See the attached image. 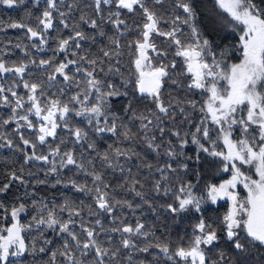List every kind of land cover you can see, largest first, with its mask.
<instances>
[{
    "label": "snow or ice",
    "instance_id": "6c2138e0",
    "mask_svg": "<svg viewBox=\"0 0 264 264\" xmlns=\"http://www.w3.org/2000/svg\"><path fill=\"white\" fill-rule=\"evenodd\" d=\"M33 2L38 5L40 0ZM167 2L91 0L88 6L97 18L86 19L81 15L80 21L96 30L95 35H86L79 26L69 24L65 19L67 13L60 9L64 0H45L46 8L35 18V27L23 20L9 21L8 28L25 29L27 38L37 41L32 47L38 52L45 51L44 46L49 45L48 33L57 30L54 12L59 15V24L72 31L56 42L55 51L63 54L62 58L54 54L38 63L29 59L16 64L0 57V109H6L0 112V149L21 153L24 164L38 162L45 177L56 178L53 187L62 185L87 193L95 204L94 209L88 206L89 214L96 216L95 223L100 228H103L101 214L111 216L118 209L134 205L117 199V188L105 182L104 174L96 170V162L126 173L119 185L120 192L132 193L151 209L144 181L131 176V169L125 170L122 165V161L139 160L148 170L145 180L147 176L153 177V192L172 198L166 205L169 213L198 215L191 235L176 242L159 237L153 240L155 233L144 223L121 220L118 227L110 229L121 234V247H105L98 239L96 228L81 223L83 235L77 234L76 218L81 217L83 208L71 201L51 208L48 203L39 202V211L29 223L21 221V214L27 211L24 203L0 202V264H37L39 254H48L46 264H159V256L172 264H229L223 252L216 254L215 259L210 253L222 235L243 253L246 249L241 242L242 233L252 246L264 247V0H215L227 17L225 26L236 40L223 47L214 46L199 30L192 0H170L165 7ZM26 3L27 0H0V6L9 9ZM78 7L83 5L73 3L69 11ZM125 13L138 15L140 19L130 26L122 18ZM25 15L31 18L32 14ZM104 24L111 25L115 34L108 35ZM133 31L137 38L127 44L118 38L126 39ZM154 37L162 38V45ZM97 38L108 44L100 50V56L76 51L82 49L81 42L95 43ZM16 47H23L25 55H29L27 45ZM125 48L133 57L127 77L120 63ZM33 65L43 69V79L26 78ZM9 74L19 82L13 79L5 83ZM117 76L122 77L123 88L127 89L131 83L133 89L121 91L112 82ZM169 83L186 89V94H199L201 99L166 101L162 93L167 91L165 85ZM21 88L23 93L19 91ZM129 91L133 96L139 94L149 99L152 109L147 114L137 113L129 99L117 113L113 99L128 97ZM124 116L131 117L132 127L125 123ZM106 135L117 143L101 151L96 138ZM141 145L156 158L163 159L156 166L149 163L137 151ZM190 145L196 146L194 156L185 151ZM200 153L217 158L219 171L229 174L219 184H206L204 195L195 191L200 183L199 173H195V183L182 178L189 174L188 162H198ZM65 170L79 174L84 181L65 180L62 176ZM26 175L34 173L25 174L23 167L0 173V194H7L14 182L27 184ZM36 183L49 181L37 179ZM241 187L246 192L244 196L240 194ZM224 199L230 201L228 211L218 222L206 221L202 205ZM65 212L67 219L61 215ZM46 230L61 235L60 248L53 251L46 247L53 245L44 235ZM133 253L153 258L134 260ZM29 257H32L30 261Z\"/></svg>",
    "mask_w": 264,
    "mask_h": 264
},
{
    "label": "trees",
    "instance_id": "16d2710c",
    "mask_svg": "<svg viewBox=\"0 0 264 264\" xmlns=\"http://www.w3.org/2000/svg\"><path fill=\"white\" fill-rule=\"evenodd\" d=\"M76 3L78 5H83V7L74 8L69 11V5ZM170 0L166 3L165 7H168ZM192 3L197 12V26L203 36L209 39L213 45H220L223 47L226 44L236 43L235 37L231 32L229 27H226L224 24V20L227 19L225 14H222L221 11L215 4V0H192ZM91 4V0H64V3L60 5L61 11L67 13L65 19L68 20L70 25L79 26L81 30L85 32L86 35H95L96 30L92 29L90 26L85 25L80 21V16L84 15L85 18L96 19V15L93 12L92 8L88 5ZM46 8L45 0H40V3L36 5L33 0H27L25 5H21L16 8H7L6 6H0V20L3 21V26L0 27V57H2L8 63H16L19 64L22 61H27L29 59H35L37 63L40 59H49L54 56V54L62 58L63 54L57 53L56 50V42L59 37H66L72 29H65L62 25L59 24V15L54 12V17L56 20L54 21L56 31H50L49 35V45L44 46L45 51L38 52L35 48L32 47L34 43L37 41H31L27 38L26 30L22 28H8L7 23L9 21H25L30 26L35 27L37 24L36 17L39 16ZM30 12L31 18H28L25 13ZM107 16V11L105 12V17ZM128 21V24L133 25L134 21L140 19V17L133 16L132 14H127L122 17ZM105 31L108 35H114L115 29L111 27V25L104 24ZM188 29L185 27V32L187 33ZM121 39L123 44H127L129 41L136 39V33L133 31L131 35H129L126 39L124 37H118ZM158 45H162V38L154 37ZM27 45V51L29 53L28 56L25 55L23 47L17 48L16 45ZM82 49L76 50L81 55H89L92 57L100 56V50L102 48H107L108 44L103 38H97V41L93 43L91 40H86L81 42ZM219 50V49H217ZM125 55L121 57L120 63L123 65L121 71L124 72L125 76H129L131 72V64L130 60L133 58L128 49H124ZM237 55H239L237 53ZM171 57H169L170 59ZM166 62V61H165ZM238 62V61H234ZM177 67L180 68L179 61L177 62ZM128 71H125V69ZM30 75L26 73V78L35 81L37 78H44V71L42 68L37 67L35 65L30 66ZM181 78V77H178ZM13 79H17L16 77L11 76L9 74L5 77V83H11ZM134 79V77H133ZM17 82L18 79H17ZM112 82L116 84L121 91L132 90L133 84H128L127 89L122 87V77H113ZM167 91L163 92L162 95L164 99L167 101L172 99L175 102L176 99L181 101L187 99H201L199 94H186V89H178L175 85L166 84L165 85ZM21 93L24 90L19 89ZM131 99L132 103L135 106V110L137 113L147 114L150 109H152L153 105L149 99H144L136 94L132 95V92L129 91V96L124 97L121 96L119 98H114L112 101L113 108L117 113L121 112L128 100ZM6 111V109H0V112ZM193 115H197V113H193ZM179 119V117H178ZM125 123L128 124L129 127H132V121L130 116H124ZM78 121H74L77 123ZM138 124V122H136ZM84 126V125H80ZM14 126H9L11 129ZM136 129L134 128L133 131ZM26 135H30V133H25ZM117 143L115 138L110 135H106L103 137L96 138L97 147L103 151L107 148L109 144ZM143 146L137 148V151L140 152V156L143 159H146L149 163L156 166L158 164V160H162L163 157L156 158L155 154L148 151L147 149H143ZM41 151L38 149V152ZM186 153L189 156H194L196 152V146L190 145L187 149H185ZM189 163V174L183 179L192 180L193 183L196 181L195 173H199L200 183L196 186V194L204 195L206 192L205 185L208 183H216L219 182L229 176L228 173L221 174L219 171L220 162L217 158H213L208 156L205 153H200V160L197 162L195 160L188 162ZM122 165L125 170L131 169V176L138 177L144 181V191L146 195V199L151 204V209L149 208L148 203H143L139 197L134 196L129 192H120L119 185L124 182V178H126V173H122L119 170L108 169L107 167H102L99 161L96 162V170L98 172H102L105 177V182L112 184L117 188V199L129 201L134 205L133 208L124 207L122 209H118L111 216H107L104 214L100 215V220L103 225V228H100L96 225L95 220L96 216L90 215L88 211V206L91 205L93 209L95 208L94 201L87 193H80L75 191L71 187H64L62 185H57L53 187L52 185L55 183V177L48 176L45 177L44 174L40 171L41 165L38 162H31L29 164H24L23 155L21 153L16 152L14 149H0V173H3L7 170L23 167L25 170V174L31 171L34 173L33 176H27L26 180L27 184H20L18 182H14L13 187L7 194H0V202H4L6 205H17L18 203H24L27 206V211L21 214V221L24 223L31 222V217L36 215L39 211L41 201L48 203V206L51 208L54 205L59 206L66 201H71L74 203V206L82 207L83 211L81 212V217L76 218L77 223L75 226V230L78 235H83L80 230L79 225L83 223L86 227H93L97 229L98 239L101 243L104 244L105 247H121V234L117 232H112L110 229L114 227H118L120 221L123 220L125 223L135 224L137 221H140L145 224L146 228H150L151 231L155 233V237H152L155 240L156 237H159L161 240H171L176 242L180 240L181 237L187 239L191 235V230L194 225L198 222V215L193 212L181 213V214H171L166 210L167 203L171 202V197L159 196L156 195L152 190V182L153 177L147 176L145 180V176L148 172L147 169L143 168L139 160L133 161H122ZM45 168L47 166H44ZM62 176L65 180L72 178L78 179L81 182L84 181L79 174L73 175L71 170H65L62 173ZM37 179H46L49 183L38 184L36 183ZM89 179V187H91L90 178ZM245 194V193H243ZM33 203H36V208L33 209ZM139 204L140 207H135V205ZM228 202H218L216 204H212L211 202H205L202 205V214L206 221H219L227 211H228ZM64 219H67L68 214H61ZM114 218V219H113ZM7 223V221H5ZM33 235H38L33 233ZM44 235L53 241V245H46V247L51 248L53 251L61 246L62 237L57 232H53L51 230H46ZM243 235L241 242L245 244V251L243 253L238 252L231 243H229L226 238L222 235L219 241V244L212 249V258H216V254L223 252L225 256L228 258L229 264H247L246 259H250L255 264H264V247H260L259 245L252 246L245 239H243ZM139 242V239H138ZM38 247L40 246L38 242ZM127 251V250H122ZM156 253L158 250H152ZM134 260L135 259H152V256L148 254H139L133 253ZM48 254H39L36 257L37 264H46L48 260ZM32 257H29L30 261ZM159 264H172L171 261H165L162 256L158 257ZM62 260V258H58V261ZM27 264V262H26Z\"/></svg>",
    "mask_w": 264,
    "mask_h": 264
},
{
    "label": "rangeland",
    "instance_id": "374dc122",
    "mask_svg": "<svg viewBox=\"0 0 264 264\" xmlns=\"http://www.w3.org/2000/svg\"><path fill=\"white\" fill-rule=\"evenodd\" d=\"M221 174H226V173L221 172ZM227 178H229V176H228ZM227 178H225V179H227ZM223 180H224V179H223ZM223 180H221L219 183H221ZM239 190H240V194H241V196L246 195V192L243 190L242 187H241ZM243 193H245V194H243ZM218 202H219V201H218ZM218 202H217V203H218ZM242 234H243V233H242ZM246 261H247V264H255V262H253V261L250 260L249 258L246 259Z\"/></svg>",
    "mask_w": 264,
    "mask_h": 264
},
{
    "label": "flooded vegetation",
    "instance_id": "af4514ba",
    "mask_svg": "<svg viewBox=\"0 0 264 264\" xmlns=\"http://www.w3.org/2000/svg\"><path fill=\"white\" fill-rule=\"evenodd\" d=\"M220 202H228V208L227 209H229V207H230V201H228V200H223V201H220Z\"/></svg>",
    "mask_w": 264,
    "mask_h": 264
},
{
    "label": "water",
    "instance_id": "95a60500",
    "mask_svg": "<svg viewBox=\"0 0 264 264\" xmlns=\"http://www.w3.org/2000/svg\"><path fill=\"white\" fill-rule=\"evenodd\" d=\"M224 200H226V199H224ZM219 201H223V200H219Z\"/></svg>",
    "mask_w": 264,
    "mask_h": 264
}]
</instances>
